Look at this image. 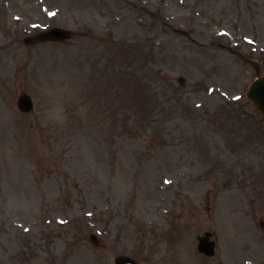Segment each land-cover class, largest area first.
Instances as JSON below:
<instances>
[{
  "label": "rangeland",
  "instance_id": "rangeland-1",
  "mask_svg": "<svg viewBox=\"0 0 264 264\" xmlns=\"http://www.w3.org/2000/svg\"><path fill=\"white\" fill-rule=\"evenodd\" d=\"M257 75L264 0H0V264H264Z\"/></svg>",
  "mask_w": 264,
  "mask_h": 264
},
{
  "label": "water",
  "instance_id": "water-1",
  "mask_svg": "<svg viewBox=\"0 0 264 264\" xmlns=\"http://www.w3.org/2000/svg\"><path fill=\"white\" fill-rule=\"evenodd\" d=\"M71 37L69 31L53 28L48 31L42 32L35 37L24 39V43L31 44L35 40L38 41H61ZM181 82V79L178 81ZM246 97L251 100L257 109L260 110L264 118V76H258L248 88ZM17 106L21 112H29L32 109L31 99L27 95H22L17 101ZM198 251L207 256L214 254L213 245L207 239H200L198 243ZM114 264H135V262L127 257H117Z\"/></svg>",
  "mask_w": 264,
  "mask_h": 264
},
{
  "label": "bare ground",
  "instance_id": "bare-ground-1",
  "mask_svg": "<svg viewBox=\"0 0 264 264\" xmlns=\"http://www.w3.org/2000/svg\"><path fill=\"white\" fill-rule=\"evenodd\" d=\"M219 88L221 89L222 87L220 86ZM184 255H185L184 257H186L185 260L187 259V261L190 262V264H191L192 261H193V258H192V256H191L189 250H186V251L184 252Z\"/></svg>",
  "mask_w": 264,
  "mask_h": 264
}]
</instances>
